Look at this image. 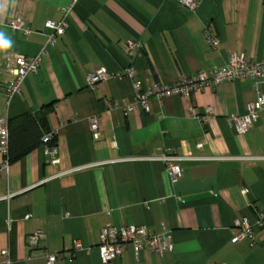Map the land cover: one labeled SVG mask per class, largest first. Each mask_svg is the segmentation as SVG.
<instances>
[{
    "label": "crops",
    "instance_id": "crops-1",
    "mask_svg": "<svg viewBox=\"0 0 264 264\" xmlns=\"http://www.w3.org/2000/svg\"><path fill=\"white\" fill-rule=\"evenodd\" d=\"M68 2L14 0L0 22L12 40L0 51V117L47 110L56 135L54 149L41 143L13 162L0 151V264H46L53 253L61 254L55 264H103L97 245L104 225L172 235L171 251L136 255L128 245L114 264H264V112L244 134L228 121L247 114L255 82L151 97L146 111L124 75L131 65L145 90L219 69L230 54L261 60L264 0H201L195 11L178 0H78L64 35L7 104L13 56L38 54L45 22L60 20ZM16 17L29 35L10 28ZM130 40L142 42L134 55ZM100 66L109 75L91 89L87 77ZM164 152L182 157L177 179L149 159ZM241 219L252 226L253 245L231 241ZM36 231L43 238L32 248L27 238Z\"/></svg>",
    "mask_w": 264,
    "mask_h": 264
},
{
    "label": "built area",
    "instance_id": "built-area-1",
    "mask_svg": "<svg viewBox=\"0 0 264 264\" xmlns=\"http://www.w3.org/2000/svg\"><path fill=\"white\" fill-rule=\"evenodd\" d=\"M182 5L195 11L201 0H178ZM78 0H69L63 8V16L58 21H46L45 28L48 31L47 40L41 51L34 56H25L16 54L12 58V64L9 68L10 78L4 88L6 102L9 104L11 99L19 94L20 85L23 80L31 73H36L39 68L41 55L52 46L55 38L64 35L68 27V15L72 12L74 5ZM9 26L13 31H20L24 35H29L32 31L20 18H11ZM208 42L216 47L218 40L209 37L206 33ZM127 47L130 55L138 53L142 48L140 40L127 41ZM108 72L105 67L100 66L90 72L87 77V85L93 89L100 81L107 79ZM124 75L133 80L135 97L140 102L144 110H149V98H163L173 94L189 95L192 91L215 86L226 81H235L240 79H249L255 82V99L248 103V112L245 115L231 116L228 118L239 134L246 133L257 122L260 113L264 112V58L261 60H248L242 53L230 54L225 65L219 69L201 70L197 75L183 78L180 81L169 85H154L152 88L142 90L140 79H134V69L130 65L124 69ZM127 109L131 107L127 106ZM90 129L94 137L98 136V122L96 118L90 120ZM51 138L50 135L44 138V142ZM8 120L0 117V151L7 156L8 149ZM7 159V158H6ZM159 160L166 166V170L172 180L181 176L179 161L182 157L173 152H164L159 156L149 158ZM264 159V158H262ZM7 163H5V166ZM258 223L264 225V212H261ZM43 238V232L36 231L28 236L27 244L29 247H36ZM248 240L251 245L255 243V235L251 224L246 219H241L236 223L235 232L232 237V243L241 240ZM130 245L136 255L144 249H150L154 254L161 256L163 252L171 251L173 248L172 235L170 232L155 233L143 225L121 226L116 228L110 225H104L99 231V243L97 251L103 264H114L119 260L126 246ZM77 247V246H76ZM3 255L7 251H2ZM61 256L60 253L49 254L46 258V264H55Z\"/></svg>",
    "mask_w": 264,
    "mask_h": 264
},
{
    "label": "trees",
    "instance_id": "trees-1",
    "mask_svg": "<svg viewBox=\"0 0 264 264\" xmlns=\"http://www.w3.org/2000/svg\"><path fill=\"white\" fill-rule=\"evenodd\" d=\"M7 161L13 162L43 143L49 149L56 147V135L50 131L47 110L38 114L25 113L8 120ZM51 138L44 142V138Z\"/></svg>",
    "mask_w": 264,
    "mask_h": 264
},
{
    "label": "clouds",
    "instance_id": "clouds-1",
    "mask_svg": "<svg viewBox=\"0 0 264 264\" xmlns=\"http://www.w3.org/2000/svg\"><path fill=\"white\" fill-rule=\"evenodd\" d=\"M14 3V0H0V22L7 13L9 3ZM12 47V40L4 32L0 31V51H6Z\"/></svg>",
    "mask_w": 264,
    "mask_h": 264
}]
</instances>
